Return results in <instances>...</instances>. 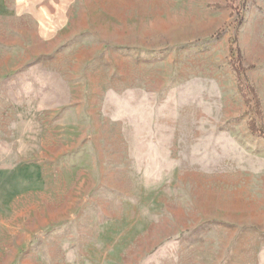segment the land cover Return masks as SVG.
Listing matches in <instances>:
<instances>
[{
	"label": "rangeland",
	"instance_id": "rangeland-1",
	"mask_svg": "<svg viewBox=\"0 0 264 264\" xmlns=\"http://www.w3.org/2000/svg\"><path fill=\"white\" fill-rule=\"evenodd\" d=\"M0 264H264V0H0Z\"/></svg>",
	"mask_w": 264,
	"mask_h": 264
}]
</instances>
